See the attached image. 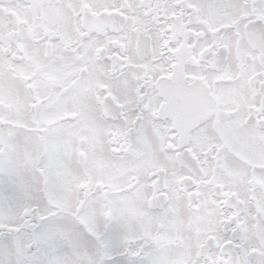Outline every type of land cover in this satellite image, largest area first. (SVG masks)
<instances>
[{
  "label": "snow or ice",
  "instance_id": "6c2138e0",
  "mask_svg": "<svg viewBox=\"0 0 264 264\" xmlns=\"http://www.w3.org/2000/svg\"><path fill=\"white\" fill-rule=\"evenodd\" d=\"M0 264H264V0H0Z\"/></svg>",
  "mask_w": 264,
  "mask_h": 264
}]
</instances>
